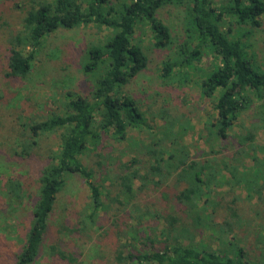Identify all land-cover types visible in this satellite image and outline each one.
Listing matches in <instances>:
<instances>
[{"label":"trees","instance_id":"1","mask_svg":"<svg viewBox=\"0 0 264 264\" xmlns=\"http://www.w3.org/2000/svg\"><path fill=\"white\" fill-rule=\"evenodd\" d=\"M166 6H184L186 25L176 56L161 62L162 82H184L181 70L194 69L192 63L199 60L204 49L212 51L218 60L200 83L202 97L215 112L203 126L209 151L202 158H193L182 141L187 127L180 125L174 132V120L164 119L161 136L150 134L145 142L136 144L138 152L119 164L120 171H113L106 163L112 159L107 152L112 146L104 142L122 144L128 127L143 121L136 100L124 91L148 64L135 32L147 27L154 39L153 49H171L174 39L170 28L157 17ZM16 7L22 17L7 35L3 74L7 79L25 80L44 40L59 28L93 25L108 33L102 43L90 45V58L81 65L80 72L92 79L89 96L62 91L57 112L41 114L36 120L28 117L22 124L27 135L15 143L13 156H36L45 164L39 167L35 184L22 182L17 175L0 180V196L11 217L21 219L31 204L28 229L14 264H35L39 258L50 216L72 176L82 179L88 200L76 212L70 232L91 236L98 213L108 210L102 197L110 194L109 189L100 190L94 181L96 173L101 180H112L111 201L125 216V229L116 233L118 240L123 237L126 242L117 244L115 264H264V224L259 225L253 245L244 243L235 232L240 223L234 202L223 204L214 192L217 188H238L246 200H256L264 207V145L255 143L260 126L251 123L243 133L233 131L255 100L264 106V70L247 39L252 29L262 25L264 0H223L218 4L213 0H22ZM263 106L257 116L262 124ZM48 135H55L57 142L56 149L48 147L46 155L38 151ZM230 136L237 150L228 157H216L220 151L214 150V142ZM124 152L125 147L121 154ZM89 155L95 157L92 165L85 161ZM169 183L180 189L170 199L168 194H160L175 204L168 212L149 209L139 202L143 191ZM154 221L163 223L159 233L163 242L154 234ZM203 232L214 238V248L202 242ZM48 255L68 264L77 262L57 242L48 246Z\"/></svg>","mask_w":264,"mask_h":264},{"label":"rangeland","instance_id":"2","mask_svg":"<svg viewBox=\"0 0 264 264\" xmlns=\"http://www.w3.org/2000/svg\"><path fill=\"white\" fill-rule=\"evenodd\" d=\"M11 1L22 2V0ZM213 1L218 4L223 0ZM8 6H10L9 1L2 7L3 13L0 16V21L8 25L9 29L16 28L22 15L15 17L13 12H8ZM184 9V6H166L157 13V17L170 28L174 39V44L169 50L153 49L154 39L147 27L135 32V38L141 41L148 57V64L145 70L125 86L124 91L136 100L138 110L143 114V121L136 127H128L127 138L122 144H116L112 140L104 142L105 145L112 146V150L108 149L107 152L114 161L111 159L106 163L113 171L114 169L120 171L119 164L128 162L134 153L138 152L135 148L136 144L145 142L150 134L161 136L159 132L164 124V119L174 120V132L179 130L180 125L187 127L182 141L187 145L193 158H202L209 151V146L205 142L206 132L203 126L206 121L214 118L215 112L212 104L202 97L200 83L205 73L213 65L218 64L216 55L209 49L202 50L199 60L192 63L196 70L191 68L181 70L183 75L180 76L185 78L184 82L174 80L164 83L159 77L161 62L173 59L179 44L185 39L186 16ZM227 26L226 23L225 28ZM233 29L235 30L236 26L233 25ZM246 29H248L247 26ZM252 30V36L247 39L252 44L257 61L264 70V16L261 27ZM107 33L108 30H97L93 25L73 30L59 28L44 40L41 54L36 57L32 72L25 80L5 78L3 75L5 64L3 65L2 60L0 68V180L9 175H17L21 177L22 182L35 184L38 169L45 164V160L36 156L22 159L13 156L15 143L24 138L22 135H27L22 124L28 117L36 120L41 114L44 117L52 111L57 112L60 108L59 94L62 91L73 90L81 96H89L93 84L92 79L80 72L81 65L90 58V45L102 43ZM5 45L6 43L0 40V55L2 56L6 52ZM65 67H67L66 71H64ZM174 71L173 73H176V69ZM262 104L261 101L255 100L252 108L242 115L233 130L235 133H243L245 129L250 128L251 123L259 125L260 127L255 133V143L261 146L264 145V123L262 124L257 116L260 115ZM103 140L105 141L104 137ZM56 142L55 135L45 136L40 142L41 150L37 151L47 155L48 147L56 149ZM123 147L126 152L121 154ZM214 150L220 151L219 155H215L220 158L222 155L228 157L237 149L232 136H230L221 142L215 141ZM94 160L95 157L90 155L85 159L89 163L87 165H92ZM100 177L96 173L94 181L100 186L102 192L105 189L110 190L109 196L102 197L108 210L98 213L97 224L93 228L91 236L81 237L70 232L76 220V212L88 200V191L82 179L72 176L67 181L50 216L40 256L35 264H68L48 255V246L55 242L77 259L76 264H115L117 244L126 242L123 237L118 240L116 233L118 230L125 229V216L119 211L121 207L111 201L114 196V188L110 186L112 180L105 181ZM178 189L172 183L160 189L150 187L149 191L145 190L141 193L139 202L146 203L149 209L153 207L157 211L168 212V208L171 209V206L175 204H171L170 200H164L160 194L166 193L170 199V196L175 194ZM214 192L217 193L216 199L222 201L223 204L234 202L233 208L238 210L240 223V228L235 229L236 235L249 246L253 245L259 225L264 224V207L256 200H246L245 193L238 188H234L232 191H228L226 188H217ZM28 205L23 211L22 218L15 219L17 216L13 218L8 214L4 199L0 196V264L15 263V254L21 250L28 229L30 220L28 211L31 204L29 207ZM16 214L18 215V212ZM153 225L156 227L154 234L158 237V241L163 242L159 234L163 223L154 221ZM209 234V232H203L200 237L202 242L206 241L214 248L215 240ZM155 246L160 245L155 244Z\"/></svg>","mask_w":264,"mask_h":264},{"label":"crops","instance_id":"3","mask_svg":"<svg viewBox=\"0 0 264 264\" xmlns=\"http://www.w3.org/2000/svg\"><path fill=\"white\" fill-rule=\"evenodd\" d=\"M8 1H9V5H10L7 7L8 12H10V13L13 12L15 17H20L21 11L16 7V4H19V2H17V1L13 2L11 0H0V16L3 13L2 7L4 6V3L8 2ZM0 23H1L0 24V40L3 41L4 43H6V45H5V51H6V48L8 46L7 35L9 33L10 29H9V26L6 24L4 25V23L2 21H0ZM3 26L5 27L4 29H3ZM5 54H6V52H5ZM5 54H3V56L0 55V68L2 67V60H3V65L5 64V69H6L7 55H5ZM4 72H5V70H4Z\"/></svg>","mask_w":264,"mask_h":264}]
</instances>
